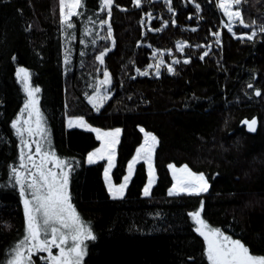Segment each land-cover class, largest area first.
<instances>
[{"label": "trees", "instance_id": "trees-1", "mask_svg": "<svg viewBox=\"0 0 264 264\" xmlns=\"http://www.w3.org/2000/svg\"><path fill=\"white\" fill-rule=\"evenodd\" d=\"M99 2L84 0L72 37L61 23L57 0H0V264L25 234L24 206L12 179L21 152L12 122L26 101L16 76L20 66L40 88L51 148L72 168L71 202L96 237L86 242L83 264H208L205 241L188 216L201 201L210 227L264 256V32L258 28L264 23V0H243L245 21L256 25L237 24L233 32L224 27L229 19L219 0H141L140 6L135 0H114L112 39H100L107 36L104 25L99 37L87 35L81 43L86 15L98 12ZM100 14V20L108 19L106 11ZM251 32L254 39L239 38ZM72 46L74 55L66 63ZM105 48L110 50L100 64L95 57ZM204 52L208 55L201 59ZM159 59L164 64L157 76L148 65ZM105 69L111 94L97 111L87 95ZM77 115L98 128H121L112 172L116 183L123 181L143 141L140 129L157 136V180L149 196L143 194L144 162L136 165L123 198L110 196L104 163L87 164L98 145L96 135L66 125ZM253 118L256 131L250 132L243 121ZM170 163L205 173L209 191L168 196Z\"/></svg>", "mask_w": 264, "mask_h": 264}, {"label": "snow or ice", "instance_id": "snow-or-ice-1", "mask_svg": "<svg viewBox=\"0 0 264 264\" xmlns=\"http://www.w3.org/2000/svg\"><path fill=\"white\" fill-rule=\"evenodd\" d=\"M140 2L141 0H135L136 6H140ZM242 2L243 0H219L218 7L223 10L226 17L230 18L229 22L224 24L228 32H233V27L237 24L245 28H252L256 25L255 21H252L251 24L245 21L241 8ZM113 3L114 0H100V10L106 11L108 17V19H101L99 22L101 26L107 25V36L100 37V39H112L113 31L109 21ZM59 6L61 23L67 29L74 28L72 17L82 15L78 10L84 7L83 0H59ZM196 8L199 10L198 4ZM171 10L169 8V11ZM148 16L151 19V13ZM166 25L167 21H165ZM258 28L260 32H264V23L259 24ZM85 35H91V33L86 31ZM214 35L219 37V33H214ZM255 36L256 32H251L239 38L252 40ZM92 43L95 44L96 40H92ZM217 43H219V39H217ZM109 50L105 48L95 59L100 64H104L105 55ZM180 50H183V46L180 47ZM83 54L81 53V55ZM207 55L208 52H204L200 58L203 59ZM65 62H69L67 57ZM179 62V60L173 61V63ZM188 62V60L184 61V63ZM163 64V59H159L155 65L149 64L148 68L155 67V74L159 76ZM167 71L173 73L174 69L169 65ZM137 72L142 76L149 74L147 70L137 69ZM103 76L104 79L98 81L93 95L88 97V102L97 111L110 98L107 90L111 85L110 73L105 70ZM17 77L27 93V99L21 114L12 122V127L21 142L20 165L12 168V179L15 185L19 186L23 201L25 234L23 239L12 248L10 258L6 260L5 264H34L33 256L39 253H46L45 256L39 257L45 260L46 264H83L87 248L86 242L95 240L96 237L91 228L82 221L71 203L69 192L71 165L59 158L51 148L48 129L44 126V117L38 107L37 94L40 92V88L31 85L30 74L24 68L17 70ZM248 86L252 87L251 84ZM255 94L259 96L261 92L257 90ZM243 123L247 125L248 131H256L257 120L255 118L251 121L245 120ZM67 125L69 128L80 127L95 132L96 138L101 141V147L88 154L87 162L94 164L97 160L107 161V166L104 168V179L113 199L123 198L135 165L141 160L147 164L148 168V180L143 194L144 196L151 194V189L156 182L154 153L159 143L155 135L146 132L143 128L140 129L144 133V141L136 149V155L128 163V174L117 186L113 184L110 172L115 167V149L119 144L121 129L101 131L87 124L83 117L69 118ZM168 168L174 181L168 189V196H200L209 191L211 184L205 173H196L187 165L177 168L174 164H169ZM203 211L204 202L201 201L199 208L189 212L188 216L193 221L194 231L206 243L205 255L208 264H264V256L252 254L249 247L240 239L232 238L219 228L210 227L202 218ZM54 249L58 251L54 253Z\"/></svg>", "mask_w": 264, "mask_h": 264}, {"label": "rangeland", "instance_id": "rangeland-1", "mask_svg": "<svg viewBox=\"0 0 264 264\" xmlns=\"http://www.w3.org/2000/svg\"><path fill=\"white\" fill-rule=\"evenodd\" d=\"M100 3V2H99ZM57 4L59 5V0H57ZM83 4H84V0H83ZM60 7V6H59ZM78 11H80V9L78 10ZM82 11H83V9H82ZM102 11L100 10V7L98 8V12L96 11V12H94L93 14L94 15H90L89 14V12L87 13V15H86V17L88 16V20H86L87 21V23H88V25H86L87 27H85L84 29H83V40L82 41H84L87 37V35H85V32L86 31H88V32H90L91 33V35H88V36H92L93 38H95V36H97V37H99L100 36V34H101V32H102V29H103V27L104 26H101L100 25V13H101ZM224 13V12H223ZM225 15V14H224ZM226 16V15H225ZM228 18V17H227ZM228 19H230V18H228ZM72 21H73V23L75 24V27L74 28H72V29H67L66 28V34H67V36H69V35H71L72 37L74 36V35H76V32H77V30H78V28H79V26H77V23H76V21H75V17H72ZM64 27H66L65 25H64ZM85 35V36H84ZM99 35V36H98ZM70 42V41H69ZM75 42V41H74ZM74 47L72 46V51L71 52H68V54H67V59H68V61H71L72 60V57H73V55H74ZM66 57H65V59H66ZM19 68H24L23 66H20ZM18 68V69H19ZM17 69V70H18ZM25 70H27L26 68H24ZM106 70V69H105ZM109 73H110V71L109 70H107ZM27 72H28V70H27ZM16 73H17V71H16ZM29 74H30V72H28ZM17 76V75H16ZM102 79H104V77L103 78H101L100 80H102ZM99 80V79H98ZM17 81H18V83H20V85L22 86V90H23V92H24V94L26 95V99H27V93L24 91V88H23V85H22V83H21V81L19 80V78L17 77ZM111 81H112V79H111ZM30 83H31V76H30ZM98 83V82H97ZM31 85L33 86V84L31 83ZM108 90V94H109V96H110V94H111V90H109V89H107ZM103 91V90H102ZM93 93L94 92H92L91 94H89V95H87V100H88V97L89 96H91V95H93ZM38 95V99H39V105H38V107H39V110H40V112H41V104H40V93H38L37 94ZM25 104V103H24ZM23 104V105H24ZM92 105V104H91ZM93 107V106H92ZM24 108V106L22 107V109ZM21 109V110H22ZM21 110H20V112L16 115L17 117L21 114ZM96 110V109H95ZM17 117L15 118V120L17 119ZM78 117H82V116H78L77 115V117L76 116H69L68 118H67V120H66V125H67V121H68V119L69 118H78ZM25 118H26V114H25ZM84 118V117H83ZM85 119V118H84ZM85 121H86V119H85ZM87 122V121H86ZM87 124H89L91 127H94V128H98V127H95V126H93L92 124H90L89 122H87ZM68 126V125H67ZM69 128V127H68ZM73 128H77V127H73ZM80 128V127H79ZM117 128V127H116ZM116 128H110V129H106V128H98V129H100L101 131H110V130H114V129H116ZM81 129H84V128H81ZM119 129H121V128H119ZM144 129V128H143ZM86 130V129H85ZM146 132H149V131H147L146 129H144ZM88 131V130H87ZM122 131V130H121ZM94 133V135H96V133L95 132H93ZM143 133V132H142ZM150 133H152V132H150ZM153 134V133H152ZM153 135H155V134H153ZM121 136H122V134H120V137H119V141H120V139H121ZM156 136V135H155ZM157 137V136H156ZM26 139H27V137H26ZM98 140V139H97ZM143 141H144V133H143ZM143 141H142V143H143ZM141 143V144H142ZM118 144L116 145V149H115V161H114V163L116 164V161H117V150H118ZM101 147V141L100 140H98V145H97V147L96 148H94V149H92L90 152H93V151H95L97 148H100ZM25 152H27V150H25ZM89 152V153H90ZM136 155V151H135V153H134V156ZM88 156V155H87ZM133 156V157H134ZM154 159H155V153H154ZM132 160V159H131ZM130 160V161H131ZM37 162H38V158H37ZM101 162H103L104 163V168L107 166V161L106 160H97V162L96 163H101ZM140 162H143L142 160L140 161ZM25 163H28L27 161H25ZM87 164L88 165H90L88 162H87ZM95 164V163H94ZM138 164V163H137ZM136 164V165H137ZM145 164V166H146V168H147V164L146 163H144ZM170 164H173V163H170ZM136 165H135V168H134V171H133V175H134V172H135V169H136ZM177 168H179V167H181V166H183V165H176V164H174ZM184 165H186V164H184ZM188 166V165H187ZM29 167H30V165H29ZM189 167V166H188ZM115 167H113L112 169H111V172H110V176H111V180H112V182H113V184H115V185H119L120 183H122V182H120V183H116L115 181H114V178H112V172H113V169H114ZM190 168V167H189ZM191 169V168H190ZM192 170V169H191ZM193 171V170H192ZM195 172V171H194ZM170 173H171V171H170ZM196 173H198V172H196ZM201 173V172H200ZM128 174V168H127V171H126V174L124 175V176H126ZM133 175H132V177H131V179H130V181H129V183H128V185L130 184V182H131V180H132V178H133ZM171 175H172V173H171ZM123 176V177H124ZM147 176H148V168H147ZM70 177V176H69ZM103 178H104V170H103ZM147 180H148V178H147ZM156 180H157V176H156ZM104 182H105V179H104ZM174 182V181H173ZM156 183V182H155ZM69 184H70V180H69ZM146 184H147V181H146ZM146 184H145V186H146ZM155 185V184H154ZM153 185V186H154ZM105 186H106V189H108V186H107V184H106V182H105ZM144 186V187H145ZM128 187V186H127ZM143 187V188H144ZM153 188L154 187H152V189H151V192H152V190H153ZM127 189L128 188H126L125 189V192H124V195H125V193L127 192ZM70 192V191H69ZM109 192V191H108ZM111 196V195H110ZM112 197V196H111ZM72 203V202H71ZM22 204H23V201H22ZM73 204V203H72ZM74 206V205H73ZM78 213V212H77ZM202 218H203V214H202ZM204 219V218H203ZM205 220V219H204ZM225 233V232H224ZM225 234H227V233H225ZM228 235V234H227ZM230 236V235H229ZM233 238V237H232ZM234 239H238V238H234ZM54 251V253L56 252V251H58V250H56V249H54L53 250ZM205 251H206V243H205ZM46 255V253H39V254H37V255H35V256H33V261H34V264H46V262H45V260H43V259H40L39 257L40 256H45ZM40 262H42V263H40Z\"/></svg>", "mask_w": 264, "mask_h": 264}]
</instances>
